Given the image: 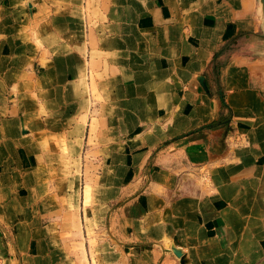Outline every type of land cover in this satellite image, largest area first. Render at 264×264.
Returning <instances> with one entry per match:
<instances>
[{"label": "crops", "instance_id": "obj_1", "mask_svg": "<svg viewBox=\"0 0 264 264\" xmlns=\"http://www.w3.org/2000/svg\"><path fill=\"white\" fill-rule=\"evenodd\" d=\"M98 249L264 264L261 0H0V264Z\"/></svg>", "mask_w": 264, "mask_h": 264}, {"label": "rangeland", "instance_id": "obj_2", "mask_svg": "<svg viewBox=\"0 0 264 264\" xmlns=\"http://www.w3.org/2000/svg\"><path fill=\"white\" fill-rule=\"evenodd\" d=\"M91 198L88 197L87 198V202L90 201ZM93 242H91L89 244V246L91 245L92 247ZM86 254V253H85ZM84 262L83 264H107L108 263V258L105 257V251L103 252V250L98 249L96 251L91 250V255L90 257H86V255H84L83 258Z\"/></svg>", "mask_w": 264, "mask_h": 264}, {"label": "water", "instance_id": "obj_3", "mask_svg": "<svg viewBox=\"0 0 264 264\" xmlns=\"http://www.w3.org/2000/svg\"><path fill=\"white\" fill-rule=\"evenodd\" d=\"M261 3H262V7H263V13H264V0H261ZM173 250L174 252L177 254V255H180V251L177 250L176 248L173 247Z\"/></svg>", "mask_w": 264, "mask_h": 264}]
</instances>
